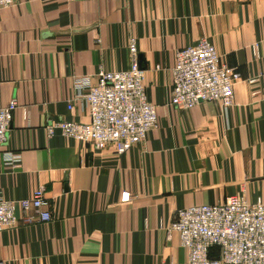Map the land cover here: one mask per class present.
<instances>
[{
    "label": "crops",
    "instance_id": "obj_1",
    "mask_svg": "<svg viewBox=\"0 0 264 264\" xmlns=\"http://www.w3.org/2000/svg\"><path fill=\"white\" fill-rule=\"evenodd\" d=\"M132 39L158 127L121 156L50 137L52 122H90L81 104L68 109L73 78L128 70ZM202 40L241 75L230 108L170 105L176 52ZM12 101L0 196L43 189L52 219L31 212L26 223L18 211L0 232V264H185L168 230L177 211L264 201V0H16L0 9V108Z\"/></svg>",
    "mask_w": 264,
    "mask_h": 264
},
{
    "label": "built area",
    "instance_id": "obj_2",
    "mask_svg": "<svg viewBox=\"0 0 264 264\" xmlns=\"http://www.w3.org/2000/svg\"><path fill=\"white\" fill-rule=\"evenodd\" d=\"M16 0H0V9L15 6ZM131 67L123 71H101L95 77L76 76L67 100L71 111L81 104L89 111L90 122L58 120L46 127L51 137L56 131L92 146L95 151L112 148L121 156L146 140L159 124L157 107L147 96L145 71L138 58L134 39L129 43ZM261 76L251 83L260 81ZM240 73L221 61L216 47L207 40L176 52L172 69L170 105L188 110L203 102H221L224 108L234 104L235 84ZM15 101L0 108V150L8 143ZM26 122L29 113L23 108ZM5 161L14 164L20 155L5 153ZM130 196L123 195V201ZM18 211L26 223L36 212L41 221L52 219L43 189L30 198L5 200L0 196V232L18 225ZM179 234L188 250L185 264H264V201L250 203L243 196H231L222 204L201 205L177 211L168 227ZM218 253L213 255V251Z\"/></svg>",
    "mask_w": 264,
    "mask_h": 264
}]
</instances>
